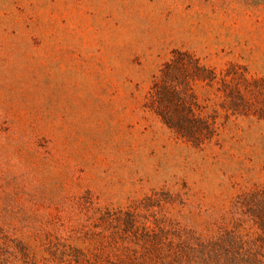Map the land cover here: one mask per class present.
I'll return each mask as SVG.
<instances>
[{
    "label": "rangeland",
    "instance_id": "obj_1",
    "mask_svg": "<svg viewBox=\"0 0 264 264\" xmlns=\"http://www.w3.org/2000/svg\"><path fill=\"white\" fill-rule=\"evenodd\" d=\"M174 51L264 79V0H0V212L39 219L85 192L119 207L183 185L216 212L264 183V121L236 120L198 152L151 112Z\"/></svg>",
    "mask_w": 264,
    "mask_h": 264
},
{
    "label": "trees",
    "instance_id": "obj_2",
    "mask_svg": "<svg viewBox=\"0 0 264 264\" xmlns=\"http://www.w3.org/2000/svg\"><path fill=\"white\" fill-rule=\"evenodd\" d=\"M148 106L175 139L204 152L236 120L264 121V79L174 51L152 76ZM2 211L0 264H264V183L239 186L216 212L185 185L119 207L85 192L39 219Z\"/></svg>",
    "mask_w": 264,
    "mask_h": 264
}]
</instances>
